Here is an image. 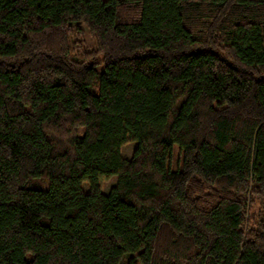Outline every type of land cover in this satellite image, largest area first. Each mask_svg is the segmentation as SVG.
<instances>
[{
	"label": "trees",
	"instance_id": "trees-1",
	"mask_svg": "<svg viewBox=\"0 0 264 264\" xmlns=\"http://www.w3.org/2000/svg\"><path fill=\"white\" fill-rule=\"evenodd\" d=\"M0 264H264V0H0Z\"/></svg>",
	"mask_w": 264,
	"mask_h": 264
},
{
	"label": "rangeland",
	"instance_id": "rangeland-1",
	"mask_svg": "<svg viewBox=\"0 0 264 264\" xmlns=\"http://www.w3.org/2000/svg\"><path fill=\"white\" fill-rule=\"evenodd\" d=\"M137 142H133V143H129L125 146L122 147L121 149V154L124 158L126 159H130L135 151V149L137 148ZM179 157V153L178 151H176V158ZM117 183V177H113L111 178L108 182H106L104 184V191L106 194L109 193V191L111 190V188H113ZM86 190L88 189V186L85 185L84 187Z\"/></svg>",
	"mask_w": 264,
	"mask_h": 264
}]
</instances>
